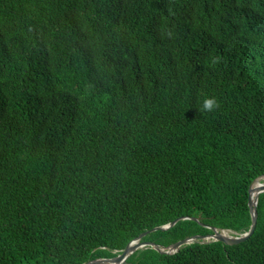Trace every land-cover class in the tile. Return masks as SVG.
Returning <instances> with one entry per match:
<instances>
[{"label": "trees", "instance_id": "obj_1", "mask_svg": "<svg viewBox=\"0 0 264 264\" xmlns=\"http://www.w3.org/2000/svg\"><path fill=\"white\" fill-rule=\"evenodd\" d=\"M260 175L264 0H0V264L113 257L184 216L141 240L244 233ZM256 211L238 244L122 264H264Z\"/></svg>", "mask_w": 264, "mask_h": 264}, {"label": "water", "instance_id": "obj_2", "mask_svg": "<svg viewBox=\"0 0 264 264\" xmlns=\"http://www.w3.org/2000/svg\"><path fill=\"white\" fill-rule=\"evenodd\" d=\"M262 180V181H259ZM259 182L260 187H259V193L264 191V175H260L256 177L249 185L248 187V208H249V213L251 216V224L250 227L247 231L244 233H236L232 230H226V229H221L218 230L215 227H210L212 229L211 233H202V234H193L191 236L184 237L178 241H175L165 247H161L158 244L154 243L153 241H145L141 240L142 237H144L146 234L154 231V230H167L171 226H173L178 220L180 219H192L196 220L195 217H178L171 222L161 225V226H155L151 229L145 230L144 232H141L138 236L130 240L123 249H121L115 256L113 257H98L96 259L89 260L85 262L84 264H122L127 256L131 254L133 251H135L138 248L144 247V246H151L154 249L158 250L160 253H174L176 252L179 247L183 244L191 243L194 241H200V242H209V241H221L225 244L228 245H233V244H238L240 242L245 241L250 237V235L253 233L256 225V218H257V211H256V204H257V198L255 202L251 201L250 198V192L253 190L254 183ZM258 197V195H257Z\"/></svg>", "mask_w": 264, "mask_h": 264}, {"label": "clouds", "instance_id": "obj_3", "mask_svg": "<svg viewBox=\"0 0 264 264\" xmlns=\"http://www.w3.org/2000/svg\"><path fill=\"white\" fill-rule=\"evenodd\" d=\"M212 63H218L219 57H211ZM219 102L215 96H205L200 104L199 111L211 113L219 108Z\"/></svg>", "mask_w": 264, "mask_h": 264}, {"label": "bare ground", "instance_id": "obj_4", "mask_svg": "<svg viewBox=\"0 0 264 264\" xmlns=\"http://www.w3.org/2000/svg\"><path fill=\"white\" fill-rule=\"evenodd\" d=\"M259 181H262V180H259ZM254 189L253 190H251V192H250V198H251V201L252 202H255V200H256V198H257V195H258V192H259V187H260V184H259V182H255L254 183Z\"/></svg>", "mask_w": 264, "mask_h": 264}]
</instances>
